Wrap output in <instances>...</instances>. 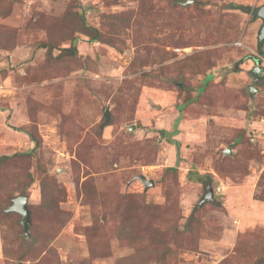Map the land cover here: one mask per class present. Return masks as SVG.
<instances>
[{
	"label": "rangeland",
	"instance_id": "rangeland-1",
	"mask_svg": "<svg viewBox=\"0 0 264 264\" xmlns=\"http://www.w3.org/2000/svg\"><path fill=\"white\" fill-rule=\"evenodd\" d=\"M187 1L0 0V264H264V0Z\"/></svg>",
	"mask_w": 264,
	"mask_h": 264
},
{
	"label": "water",
	"instance_id": "water-1",
	"mask_svg": "<svg viewBox=\"0 0 264 264\" xmlns=\"http://www.w3.org/2000/svg\"><path fill=\"white\" fill-rule=\"evenodd\" d=\"M191 0H188L187 2H190ZM252 15L258 18H261L263 20V24L260 27L258 41L262 40L264 38V5L254 8L252 10ZM259 64L260 61L256 60V65L252 69V73L255 74L259 70ZM253 79L256 80V78L253 76ZM253 87L249 86V93H253ZM108 121V110H106L104 114V122L106 123ZM225 152H229L228 149L225 150ZM135 179H138L143 187L144 191L147 190L149 187L154 186V181L152 179H147L144 175L138 174ZM213 196V189L211 187L210 183L206 184L205 187V194L202 197V199L199 202V205L202 204L205 200H210ZM27 200L28 197L26 195H18L12 199V203L7 207L5 210L6 212H17L21 216L20 223L23 227V231L25 234L28 233V227L30 223V212L27 207Z\"/></svg>",
	"mask_w": 264,
	"mask_h": 264
},
{
	"label": "trees",
	"instance_id": "trees-1",
	"mask_svg": "<svg viewBox=\"0 0 264 264\" xmlns=\"http://www.w3.org/2000/svg\"><path fill=\"white\" fill-rule=\"evenodd\" d=\"M233 8H238V9H243V6H231ZM82 28L85 30V34L87 36H89V40L90 41H98V40H101V34L93 27H90V26H87L85 24H82ZM76 39L73 38L72 41H71V44L70 46L68 47H65V48H61V53H63V55H67V56H74L76 55L77 53V50H76ZM48 42H46L45 44H41V47H49V43L47 44ZM263 47H264V38L260 41H257V46H256V49H257V52L258 54L262 55L264 54V50H263ZM49 51L51 50V47H49L48 49ZM253 59H256L253 57ZM29 152H27L26 154H28ZM10 156L9 155H2L0 156V164L8 159ZM44 187V185H43ZM42 193H44L42 191ZM259 261V260H258ZM261 262V261H260ZM258 263V262H257ZM255 264V263H254Z\"/></svg>",
	"mask_w": 264,
	"mask_h": 264
},
{
	"label": "flooded vegetation",
	"instance_id": "flooded-vegetation-1",
	"mask_svg": "<svg viewBox=\"0 0 264 264\" xmlns=\"http://www.w3.org/2000/svg\"><path fill=\"white\" fill-rule=\"evenodd\" d=\"M256 65V59H254V66ZM254 66H253V68H254ZM260 71H261V67H260V64H259V70L255 73V74H253L252 73V71H251V76L253 77H255L256 78V80L260 77L259 75H260Z\"/></svg>",
	"mask_w": 264,
	"mask_h": 264
},
{
	"label": "built area",
	"instance_id": "built-area-1",
	"mask_svg": "<svg viewBox=\"0 0 264 264\" xmlns=\"http://www.w3.org/2000/svg\"><path fill=\"white\" fill-rule=\"evenodd\" d=\"M0 92H2V91H0Z\"/></svg>",
	"mask_w": 264,
	"mask_h": 264
}]
</instances>
